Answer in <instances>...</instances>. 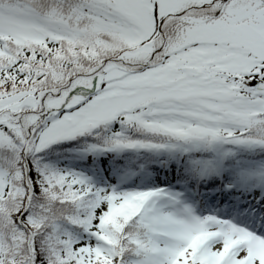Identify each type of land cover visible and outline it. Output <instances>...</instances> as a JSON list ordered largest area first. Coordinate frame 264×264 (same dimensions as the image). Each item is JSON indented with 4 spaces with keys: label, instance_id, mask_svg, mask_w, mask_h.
I'll list each match as a JSON object with an SVG mask.
<instances>
[{
    "label": "snow or ice",
    "instance_id": "6c2138e0",
    "mask_svg": "<svg viewBox=\"0 0 264 264\" xmlns=\"http://www.w3.org/2000/svg\"><path fill=\"white\" fill-rule=\"evenodd\" d=\"M0 264H264V0H0Z\"/></svg>",
    "mask_w": 264,
    "mask_h": 264
}]
</instances>
